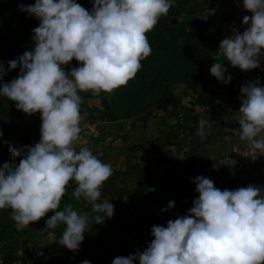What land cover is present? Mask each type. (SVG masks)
<instances>
[{"label":"clouds","instance_id":"clouds-1","mask_svg":"<svg viewBox=\"0 0 264 264\" xmlns=\"http://www.w3.org/2000/svg\"><path fill=\"white\" fill-rule=\"evenodd\" d=\"M91 11L76 0H35L19 5L34 16V47L8 61L9 70L20 68L16 78L0 83V96L15 102L26 115L40 114V140L34 146L8 145L12 162L0 166V209H11L17 227H27L53 212L46 229L66 225L59 245L78 252L89 224L112 218L114 205L101 197L104 183L113 175L112 165L101 161L91 149H76L82 131L80 92L99 96L126 86L152 53L146 33L166 16L175 0H90ZM243 32L233 29L222 39L217 53L233 68L250 71L261 66L264 56V0H242ZM75 59L79 66L65 70ZM210 73L227 85L223 63H214ZM6 75L0 62V81ZM236 112L239 139L254 153L264 156V86L259 80L240 89ZM197 135L203 139L212 123L198 121ZM3 131L0 130V137ZM20 157L19 164L15 163ZM70 182L72 196L83 198L92 212L89 217L67 204L58 211ZM198 197L187 215L153 225L154 237L143 251L118 256L112 264H264V186L250 184L233 190L219 189L205 176L193 181ZM175 206L169 201L168 209ZM163 209L162 211H166ZM81 264H91L83 260Z\"/></svg>","mask_w":264,"mask_h":264},{"label":"trees","instance_id":"trees-1","mask_svg":"<svg viewBox=\"0 0 264 264\" xmlns=\"http://www.w3.org/2000/svg\"><path fill=\"white\" fill-rule=\"evenodd\" d=\"M186 1L175 0L168 14L162 16L155 28L146 33L152 48L151 55L141 61L142 68L135 78L130 79L126 86L114 90L108 100L115 120H131L132 126L135 121H142L144 126L148 117L155 116L152 115L153 111H164V128L156 136L140 138L128 145L122 163L112 164L113 175L104 183L97 201L102 203L109 200L114 205L112 218H105L102 224H89L78 252L66 249L65 256H55L46 264L54 260L57 264H81L83 260H89L91 264H112L115 257H127L138 250L143 251L154 238L151 235L153 225L166 226L169 220L187 215L193 200L198 197L193 180L180 181L174 176L177 163L172 150L186 148L184 159L194 166L204 163L199 155L211 141L225 138L226 142L234 143L240 140L236 112L241 104V87H235V83L239 79H244L246 83L258 79L264 85V73L258 76L255 71L233 68L219 55V44L227 37L222 34L220 22L213 23L210 16L206 19L202 14H196L194 7L188 18L170 23L169 20L178 18L186 11ZM76 2L91 11L90 0ZM204 2L205 10L217 4L215 0ZM24 3L34 4L35 0H0V30L5 18L13 11L22 12L19 5ZM36 24L39 25L38 20ZM10 28H5L9 30L8 38L13 34ZM33 47L23 44L14 46L10 39L0 47V62H3L6 71L0 83L10 82L19 74V66L9 70L7 62ZM213 57L217 58L215 63H223L226 76H232L229 84L225 85L211 75L212 61L210 66L205 67ZM74 66H79L75 59L62 67L66 70ZM175 85L184 87L182 93H174ZM222 88L227 93L230 110L217 102ZM103 102L105 105V99ZM227 113L234 114L229 125L225 124L224 115ZM24 114L16 109L14 101L0 96V130L3 131L0 140L16 136L17 120ZM201 118H208L212 123L211 130L205 129L207 135L203 139L197 135ZM141 150H144L142 153L152 152L165 173L156 172L150 160L142 156ZM205 175L209 174H202ZM169 201L175 202L171 209H168ZM78 208L89 217L103 216V213L92 212L91 204L83 198ZM10 214L11 209H0V264L44 262L42 259L51 251L45 246L35 247L33 242L30 243L25 229H15L16 223ZM12 233L17 237L15 242L10 239ZM32 248L35 254L31 253ZM20 250L22 255L18 254ZM134 264H138V261Z\"/></svg>","mask_w":264,"mask_h":264},{"label":"rangeland","instance_id":"rangeland-1","mask_svg":"<svg viewBox=\"0 0 264 264\" xmlns=\"http://www.w3.org/2000/svg\"><path fill=\"white\" fill-rule=\"evenodd\" d=\"M204 0L195 1L192 0L189 2L187 0L184 3V8L186 11H183L178 18H173L169 20L170 23H174L177 19H186L190 16V12L192 11V7H194V11L196 14H202V16L206 19L207 17H211V22H218L219 20L225 16L224 12H215V8L220 4L217 0L215 2L217 4H213L212 8H208L205 10ZM176 3V2H175ZM23 5H31L24 3ZM222 5V4H221ZM198 14V15H199ZM170 19V18H169ZM37 19L34 16H29L26 12H15L13 11L11 15L5 18V22L2 24V29L0 30V47L6 45L11 40V43L14 46H19V44L26 45L27 47L30 45H34L32 41L33 29L37 27L36 24ZM11 27L10 31H13V34L8 38L9 30H5L6 27ZM11 34V33H10ZM15 48V47H14ZM216 57H213L209 62L206 63V68L211 65V61L213 64L215 63ZM77 67V66H74ZM66 69L67 70H70ZM184 90V87L181 85H175L174 93L180 94ZM82 97L83 103L81 104V124L80 127L82 129L80 133V141L76 145L77 151L81 147H87L91 149L94 155H96L101 161L108 162L112 164L120 165L122 163L123 157L127 155L125 148L131 143L135 142L140 138H149L159 134V130L164 128L163 115L164 111H153L152 115L147 118L145 125L143 126L142 121H135L132 126L131 120H121L117 121L116 118L113 117L114 113L108 105V100L112 97V93H104L102 92L99 96H94L89 91L84 93H79ZM110 110L107 112L105 109V105L103 100ZM168 110L171 107H167ZM115 116V115H114ZM18 122V130L15 137L10 139H1L0 143V166L6 161H12V157L10 152L8 151V145L4 144L3 141H9L12 146L22 148L24 146H34L35 143L40 140V126L41 119L40 114L36 113L34 115H26L24 114ZM184 148L183 150L177 149V154H179L182 158H184ZM144 150H141V153ZM133 155V154H132ZM119 156H123L120 157ZM130 156V154H128ZM132 157V156H131ZM6 159V160H5ZM20 157H17L15 163L19 164ZM251 166V165H250ZM234 169H227L223 171H218L217 173H221L217 177H213L210 180L214 182V185L223 190L229 189L233 190L239 187H246L250 184H255L257 186H264V180L262 177H258L255 182H251V180H247L248 176L245 174L231 173ZM216 173V172H214ZM213 173V174H214ZM243 183V186H242ZM247 183V184H245ZM246 185V186H244ZM76 185L70 182L68 186V193L62 198L58 211L64 210L67 204H72L73 210L79 211L78 207L81 205V199L76 200L72 196V191L75 190ZM53 212H49L46 214L44 218L35 222L33 224H29L27 227H17L15 229L22 230L25 229L27 237L29 238L30 243H34L35 247L37 246H45L51 252L50 254L44 256L42 259L44 262H39L40 264H46L51 258L55 256H65L66 249L65 247L59 245L58 240L62 238L63 231L65 230L66 225L58 224L55 229H46V220L53 215ZM83 214V213H81ZM10 239L12 242H15L17 237L14 233L10 234ZM30 245V244H29ZM31 253L35 254L36 251L32 248ZM19 255L21 254V250L18 251ZM74 261H77L74 259ZM37 261L34 264H39ZM15 264H31L30 262L22 263L18 262ZM48 264H57V262L50 261Z\"/></svg>","mask_w":264,"mask_h":264},{"label":"built area","instance_id":"built-area-1","mask_svg":"<svg viewBox=\"0 0 264 264\" xmlns=\"http://www.w3.org/2000/svg\"><path fill=\"white\" fill-rule=\"evenodd\" d=\"M217 1L226 5L232 0ZM245 15L250 16L251 13L246 12L245 10H238L225 14V16L219 20L222 34L225 36L232 35L233 29L243 32L247 27L242 23ZM260 59L261 66L257 69L250 70L255 71L258 76L264 73V56H261ZM172 152L177 163L174 169V176H176L180 181L194 180L197 176H201L202 174H212L217 171L250 166L258 162H264V156H259L258 153H254L247 142L240 140L232 143L227 151L216 156L214 159L206 161L203 164H196L194 166L189 164V162L185 161L184 158L177 154L175 149H173ZM142 156L150 160V164L156 172L161 174L165 173L164 167L158 163L152 152H144L142 153Z\"/></svg>","mask_w":264,"mask_h":264},{"label":"crops","instance_id":"crops-1","mask_svg":"<svg viewBox=\"0 0 264 264\" xmlns=\"http://www.w3.org/2000/svg\"><path fill=\"white\" fill-rule=\"evenodd\" d=\"M222 4V5H221ZM219 9L215 8V12H224L225 14H228L229 12H234V11H238V10H244L243 8V4H242V0H232L230 3L224 5V3H220L218 4ZM243 80V83H242ZM244 79H239L236 83H235V87H242V85L247 84L246 82H244ZM261 86H264L262 84H260ZM227 93L226 91L222 88L221 89V93L219 95V99L217 100L218 103H220L223 107H225L227 110H230V106L227 104ZM234 117V114L232 113H227L224 115L225 118V124L229 125L232 121ZM232 143L226 142L225 138L219 141H211L210 143L206 144L203 148L202 153L199 155V159L203 162L206 161H210L212 159H214L216 156L224 153L225 151H227L230 147ZM123 157V156H119ZM123 161V159L121 160ZM218 172V171H217ZM212 173L209 175H205V177L211 179L213 177H217L219 176L221 173ZM221 172V171H220ZM238 173V174H245L248 176L247 180H251V182H255V180H257L258 177H262L264 180V162H258L254 165L251 166H242L239 168H234V170L231 171V173ZM247 184V183H245ZM243 186V183H242ZM246 186V185H244Z\"/></svg>","mask_w":264,"mask_h":264},{"label":"water","instance_id":"water-1","mask_svg":"<svg viewBox=\"0 0 264 264\" xmlns=\"http://www.w3.org/2000/svg\"><path fill=\"white\" fill-rule=\"evenodd\" d=\"M105 109H106L107 112H110V110H109L107 104H105Z\"/></svg>","mask_w":264,"mask_h":264}]
</instances>
